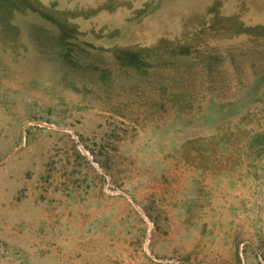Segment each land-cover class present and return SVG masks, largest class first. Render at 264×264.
<instances>
[{
  "label": "rangeland",
  "instance_id": "rangeland-1",
  "mask_svg": "<svg viewBox=\"0 0 264 264\" xmlns=\"http://www.w3.org/2000/svg\"><path fill=\"white\" fill-rule=\"evenodd\" d=\"M240 23L264 0H0V264H264Z\"/></svg>",
  "mask_w": 264,
  "mask_h": 264
},
{
  "label": "trees",
  "instance_id": "trees-1",
  "mask_svg": "<svg viewBox=\"0 0 264 264\" xmlns=\"http://www.w3.org/2000/svg\"><path fill=\"white\" fill-rule=\"evenodd\" d=\"M239 34H245L250 37H256L264 40V24H255V25H243L240 23L238 27ZM70 36V30L67 26H61V38L64 40ZM147 51V49L145 50ZM168 53L173 55H187L188 50L184 47H180L178 50H170ZM262 56V67H263V79H264V49L260 51ZM115 57L120 61L121 64L126 66L140 67L142 66V58L139 50H124V49H115ZM247 148L251 151L260 152L264 149V131H259L250 137Z\"/></svg>",
  "mask_w": 264,
  "mask_h": 264
}]
</instances>
